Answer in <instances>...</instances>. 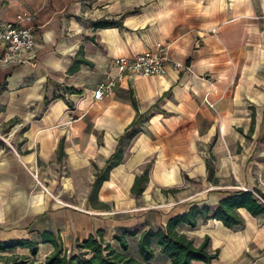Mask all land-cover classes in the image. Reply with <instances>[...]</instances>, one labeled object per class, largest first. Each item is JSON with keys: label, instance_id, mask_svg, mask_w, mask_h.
<instances>
[{"label": "crops", "instance_id": "0c3cea01", "mask_svg": "<svg viewBox=\"0 0 264 264\" xmlns=\"http://www.w3.org/2000/svg\"><path fill=\"white\" fill-rule=\"evenodd\" d=\"M20 14L34 17L37 49L10 64L0 46V242L51 232L70 253L76 240L106 237L119 215L141 212V222L121 226L141 233L195 205L262 190L264 0H0V28L18 24ZM101 20L119 25L96 30ZM160 45L181 67L162 78L132 77L95 101L97 87L117 74L116 59ZM65 94L73 107L54 99ZM139 117L141 133L91 204L97 168ZM150 161V181L136 198L131 189ZM208 161L217 182L208 180ZM239 213L243 229L209 221L179 231L198 243L210 236L220 250L212 264H264V216ZM39 250L46 258L54 247ZM150 264L171 262L157 249Z\"/></svg>", "mask_w": 264, "mask_h": 264}, {"label": "trees", "instance_id": "16d2710c", "mask_svg": "<svg viewBox=\"0 0 264 264\" xmlns=\"http://www.w3.org/2000/svg\"><path fill=\"white\" fill-rule=\"evenodd\" d=\"M117 25L119 22L116 21L94 22L96 30L116 28ZM65 90L71 95L82 93L69 87ZM54 99H63L70 107H73V104L66 98V94L58 95ZM133 106L138 110L136 100H133ZM140 127H142L141 117L136 119L119 139L117 148L107 160L105 167L97 168L92 183L93 189L89 196L91 204L98 205L99 192L103 184L109 180L110 173L123 163L126 148L141 133ZM63 151L61 144L59 153L62 156ZM153 165L154 161L147 163L143 174L136 177L131 189L136 198L146 191ZM207 169L208 180L217 182L214 180V168L211 161L207 162ZM241 209H246L254 217L264 216V208L257 202L253 193L241 191L223 199L214 207L195 205L186 214L171 218L163 228L149 229L141 233L138 230H123L113 241L105 239L103 233L98 232L87 239L76 240L70 253L64 248L61 238L51 232L41 235L40 240L22 239L0 242V264H150L156 258L157 249H160V253L170 260L171 264H194L196 262L212 264L219 259L220 250H212L210 236H206L201 243H198L196 239L181 233L179 227L187 225L196 229L201 223L219 221L228 229H243L246 225L239 213ZM133 238L137 239L138 257L131 253L130 239ZM41 244H51L54 247V251L43 262L37 260ZM18 250H29L30 255L18 254Z\"/></svg>", "mask_w": 264, "mask_h": 264}, {"label": "built area", "instance_id": "2783aa9c", "mask_svg": "<svg viewBox=\"0 0 264 264\" xmlns=\"http://www.w3.org/2000/svg\"><path fill=\"white\" fill-rule=\"evenodd\" d=\"M34 17L30 14L17 16L18 24H8L0 28V46L5 47L3 61L6 63H24V55L36 51L37 41L34 27L31 26ZM25 23L27 26H22ZM117 68L115 76L105 79L95 91V101L110 98L115 89L127 79L132 77H166L169 75L170 66L181 67L171 57L169 45H160L152 53H141L134 57H119L114 62ZM37 177V175H36ZM262 190L243 191L253 193L257 202L264 208V183Z\"/></svg>", "mask_w": 264, "mask_h": 264}, {"label": "rangeland", "instance_id": "374dc122", "mask_svg": "<svg viewBox=\"0 0 264 264\" xmlns=\"http://www.w3.org/2000/svg\"><path fill=\"white\" fill-rule=\"evenodd\" d=\"M100 139H102V138H100ZM197 184H199V182H197ZM196 187L199 188V186H196ZM175 190H178V189H175ZM182 194H183V192L181 194H179V195L181 196ZM155 208H157V210L156 209H153V210H150L149 212H153V211H156L157 212V211H160L161 210L160 208L158 209V207H155ZM140 214H141V212H134L133 215L130 216V217H126L127 215H119V217H117V216L114 217L113 219H115V222L112 223L114 226L111 229H108V231H106V237H105V239H107L109 241H113L114 240V236L115 235H118L120 233L121 229L123 230V228L121 226H123V225H129L132 222H141L140 220H142L143 217ZM123 220H125V221H123ZM121 221H123V222H121ZM115 225L119 226V228L116 227ZM130 244H131V249L133 247H135V240L130 239ZM136 248H137V246H136ZM43 251H41V255L44 254ZM27 252L28 251H25V250H18L17 251L18 254L19 253L26 254ZM131 253L134 255V252L133 251H131ZM37 260L43 262L45 260V258H43V256H40V257H37Z\"/></svg>", "mask_w": 264, "mask_h": 264}, {"label": "bare ground", "instance_id": "6f19581e", "mask_svg": "<svg viewBox=\"0 0 264 264\" xmlns=\"http://www.w3.org/2000/svg\"><path fill=\"white\" fill-rule=\"evenodd\" d=\"M71 182V181H70ZM68 188V187H67ZM70 188V187H69Z\"/></svg>", "mask_w": 264, "mask_h": 264}]
</instances>
